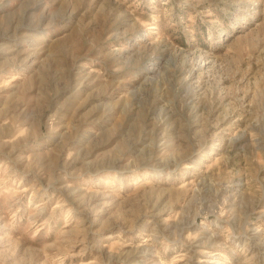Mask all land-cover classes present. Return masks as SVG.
<instances>
[{
    "label": "rangeland",
    "instance_id": "374dc122",
    "mask_svg": "<svg viewBox=\"0 0 264 264\" xmlns=\"http://www.w3.org/2000/svg\"><path fill=\"white\" fill-rule=\"evenodd\" d=\"M0 264H264V0H0Z\"/></svg>",
    "mask_w": 264,
    "mask_h": 264
}]
</instances>
